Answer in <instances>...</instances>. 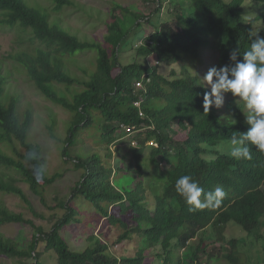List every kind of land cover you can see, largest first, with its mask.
Here are the masks:
<instances>
[{
  "label": "trees",
  "instance_id": "1",
  "mask_svg": "<svg viewBox=\"0 0 264 264\" xmlns=\"http://www.w3.org/2000/svg\"><path fill=\"white\" fill-rule=\"evenodd\" d=\"M48 1L53 14L76 7L70 0ZM166 1L153 0L157 8L148 17L116 6L105 40L83 42L27 0H0V25L20 29L35 48L31 54L18 55L22 72L46 99L71 115L61 160L84 172L70 188L68 199L57 197L48 206L47 193L63 175L48 176L45 149L30 139L34 113L21 114L22 97L10 93L0 59V194L19 197L33 216L0 201V228L14 224L33 229L23 242L0 234V259L11 264H47L43 257L49 254L55 264H147L148 259L202 264L203 258L209 262L218 257L229 264H247L239 251L242 240L230 239L228 232L239 229L260 238L264 152L249 144L251 159L237 160L221 149L234 132L248 130L244 103L229 96L225 111L214 106L216 111L205 114L203 94L208 88L198 85L203 83L201 76L193 74L187 62L202 64L201 52L207 50L216 55L215 67L234 66L230 53L238 48L242 54L250 47L249 30L264 37V4L260 0H172L173 9L161 18ZM145 26L154 29L132 46V32L136 28L142 32ZM133 36L141 38L138 32ZM87 53H96L97 61L92 76L81 81L71 75L66 62ZM222 115L224 126L217 123ZM125 140H130L126 154L121 149ZM183 175H191L205 191L223 187L227 195L218 207L191 210L175 189ZM21 183L44 207L64 211L62 217L53 215L56 221L50 231L37 224L46 217ZM81 203L92 206L99 222L106 220L119 234L115 243H105L102 234H95L97 228L87 229ZM72 225H82L91 234V246L72 249L62 236ZM209 227L217 233L216 240L200 237ZM134 237L142 245L134 256L112 254ZM260 264H264V247Z\"/></svg>",
  "mask_w": 264,
  "mask_h": 264
},
{
  "label": "rangeland",
  "instance_id": "2",
  "mask_svg": "<svg viewBox=\"0 0 264 264\" xmlns=\"http://www.w3.org/2000/svg\"><path fill=\"white\" fill-rule=\"evenodd\" d=\"M28 3L40 11H47L52 14V20L60 21L63 25V28L69 31L73 36L79 37L83 42H95L96 40L104 41L105 37L108 35V25L107 23L110 20L113 9L116 6H122L125 8H130L142 12L145 17L150 16L155 12L157 5L153 3V0L142 1V0H70L73 1L76 7L71 9H65L62 14H53L52 4L48 0H27ZM172 0H167L162 8L161 18H167L169 15L168 11L173 9ZM158 17L156 14L153 15L152 21L154 24L157 23ZM1 21V18H0ZM154 27L145 26L142 32H139L137 28L132 32L133 34L138 32L141 38H136L132 34V46L138 44L144 39L148 32H150ZM28 36V35H27ZM35 51V48L30 45L28 38L24 36L20 29H10L0 25V59L3 61V74H6L9 78V84L11 86L10 93L17 94L21 96V114H27L29 111L34 113V124H33V134L31 135V141L41 144L46 153L47 167L46 171L49 177L60 173L63 175V178L60 179L55 186L50 188L47 193V203L49 207H52L55 198L62 200L68 199L70 195V188L78 182L83 171L76 172L74 167L66 165L61 160V149L64 146L65 140L67 139V129L68 122L71 119L69 112L65 111L61 107L54 105L48 99H46L36 88V86L28 79L25 73L22 72L20 65L17 62L18 55L31 54ZM207 51L203 50L200 55L202 59L199 63H189L187 66L190 71L195 74L199 73L201 79L207 73V71L214 67L216 63V55L210 51H207L203 57L202 54ZM132 56L131 52L127 53V59H130ZM199 59V60H200ZM97 61L96 53H87L79 56L69 62H66L68 71L72 76L80 79L81 81L88 80L92 76ZM128 63V62H127ZM181 66V64H180ZM178 71L180 68L178 65L175 67ZM164 71H170L169 68H163ZM62 91H65L61 89ZM210 91V87L208 88ZM66 94L69 95V92L66 91ZM224 98V104L220 108L222 111H225L224 105L229 96L233 97L231 93H221ZM215 110L214 106L212 108ZM216 111V110H215ZM214 111V113H215ZM55 126V127H54ZM54 131L52 132V128ZM89 135L85 136L88 139ZM130 140H125L121 149L123 153L126 154L127 148ZM152 144H148L150 148ZM229 143H223L221 149L226 153L228 151ZM114 152L116 148H113ZM150 149H147L144 159L149 160ZM117 158V157H115ZM116 166V164H114ZM150 167V165H149ZM12 175L16 176L15 173ZM20 187L27 194V196L32 200L37 211L46 217V221L36 220L39 226H43L46 231H50L56 219L54 214H57L58 217L64 215L62 210H51L49 207H44L37 197H35L30 191L28 185L20 184ZM0 201L6 203V205L18 212L26 213L30 218L33 216L30 214L28 207L21 201L17 196L2 195L0 194ZM82 204L81 211L83 216L81 219L85 222V226L88 230L98 229L95 232L96 235L101 237L105 243L113 244L119 237V234L111 227L106 220L99 222V217L95 213V209L88 205ZM264 223V220L262 224ZM79 227V228H78ZM72 225L63 231L62 236L67 240L72 249L76 251H83L84 249L91 246V243L88 241L89 234L85 229H82V225ZM102 227V228H101ZM33 233V229L28 226L23 225H7L0 228V234L6 238H11L16 241L23 242L26 238H29ZM222 233V232H220ZM256 233V232H255ZM259 232L256 233V235ZM217 233L213 228L209 227L206 232H201L200 237L203 239H211L217 237ZM229 238H237L242 240V245L239 248V251L242 255V259L247 264H260L262 259V251L264 247V229L261 232L260 238L249 237L245 232L240 231L239 229H230L228 232ZM216 240V239H215ZM198 243V242H196ZM211 242L207 241L206 244ZM136 237H134L130 242L123 243L114 249L112 254L114 256L121 257H132L134 256L137 250ZM142 246L141 243L138 246ZM44 249V246H41ZM180 255V254H178ZM147 257H150L148 254ZM43 259L47 264H55L51 255H44ZM173 260V259H172ZM3 263H9L6 259H0ZM147 264H161L160 261H154L148 259ZM163 264V263H162ZM171 264H176L172 261ZM202 264H229L227 261L222 260L221 258L216 257L214 260L207 262L204 258L202 259Z\"/></svg>",
  "mask_w": 264,
  "mask_h": 264
},
{
  "label": "clouds",
  "instance_id": "3",
  "mask_svg": "<svg viewBox=\"0 0 264 264\" xmlns=\"http://www.w3.org/2000/svg\"><path fill=\"white\" fill-rule=\"evenodd\" d=\"M264 4V0H260ZM260 31L249 30L250 47L242 54L239 49H233L230 60L234 66L217 68L211 67L198 84L206 90L203 94L204 113L210 110L220 109L224 104L221 93H231L234 98L243 101L246 111L245 123L249 125L248 130L237 135L235 132L230 137L227 154L237 160L251 159L249 144L264 152V37L259 35ZM242 56V60L238 59ZM225 116L218 118L217 123L224 126ZM35 158V153H30ZM214 159V157H213ZM40 171H43L41 166ZM176 192L191 207V210H203L218 207L227 195L223 187L214 190L205 189L191 175H183L175 182Z\"/></svg>",
  "mask_w": 264,
  "mask_h": 264
}]
</instances>
